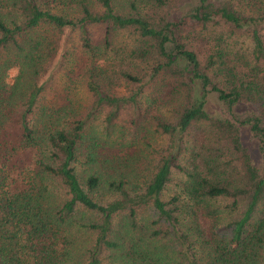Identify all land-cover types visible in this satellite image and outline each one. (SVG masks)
Segmentation results:
<instances>
[{
    "label": "trees",
    "instance_id": "trees-1",
    "mask_svg": "<svg viewBox=\"0 0 264 264\" xmlns=\"http://www.w3.org/2000/svg\"><path fill=\"white\" fill-rule=\"evenodd\" d=\"M0 264H264V0H0Z\"/></svg>",
    "mask_w": 264,
    "mask_h": 264
},
{
    "label": "rangeland",
    "instance_id": "rangeland-1",
    "mask_svg": "<svg viewBox=\"0 0 264 264\" xmlns=\"http://www.w3.org/2000/svg\"><path fill=\"white\" fill-rule=\"evenodd\" d=\"M193 0H181V3L182 4H184L185 6L186 5H188V4H190L191 2H192ZM120 3H122V2H120ZM125 5V4H124ZM125 10H127V8L125 7ZM138 70H140V66L138 67ZM15 69H11V70H9V72H8V76H7V80L8 81H10V79H11V77L14 75V73H15ZM51 86L52 88H54V86H55V84H46V86ZM56 92H57V90H56ZM45 93L46 94H44V98L45 99H50V97L51 96H54V93L53 92H50V90H47V88H46V90H45ZM50 94V95H49ZM212 99V98H211ZM142 100V99H141ZM142 104L145 106H148V107H146L145 108V110L146 111H148V113H157V112H155V111H158L155 107H154V105H152V104H150V103H146V102H144L143 100H142ZM165 102V101H164ZM168 103V102H167ZM214 102H212V100H210L209 102H208V105H209V108L213 111L214 109H213V107H214V104H213ZM171 105H173V106H175V103L174 102H169L168 103V108H172V106ZM159 106V105H158ZM160 109H161V107H159ZM162 111H165L164 109H161ZM125 117L124 116H121V119L120 120H122L121 121V124H122V126H125L126 125V123H125ZM118 121V120H117ZM241 142H242V144L243 145H246L247 146V148L249 149V151H250V153H251V155H252V157H253V159H257V154H256V143L254 142V141H251V142H249V140L247 139V133H246V131H244L243 130V132H242V134H241Z\"/></svg>",
    "mask_w": 264,
    "mask_h": 264
}]
</instances>
